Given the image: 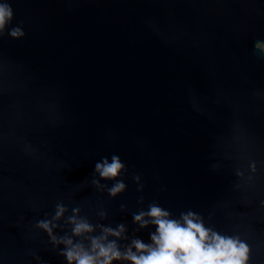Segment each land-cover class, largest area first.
Returning a JSON list of instances; mask_svg holds the SVG:
<instances>
[{
  "label": "water",
  "instance_id": "1",
  "mask_svg": "<svg viewBox=\"0 0 264 264\" xmlns=\"http://www.w3.org/2000/svg\"><path fill=\"white\" fill-rule=\"evenodd\" d=\"M4 2L0 264H68L62 239L89 248L121 223V250L150 243L132 214L153 202L264 264V0ZM112 155L126 167L114 197L94 172ZM73 216L93 231L73 235Z\"/></svg>",
  "mask_w": 264,
  "mask_h": 264
},
{
  "label": "clouds",
  "instance_id": "2",
  "mask_svg": "<svg viewBox=\"0 0 264 264\" xmlns=\"http://www.w3.org/2000/svg\"><path fill=\"white\" fill-rule=\"evenodd\" d=\"M12 18L10 4L0 3V37L4 35ZM24 34L20 26L13 27L8 32L14 39L21 38ZM122 170L125 171L126 167L117 155L111 156V162L103 157L95 164L94 172L101 179L115 180L108 189L112 197L126 189V184L116 179ZM133 179L138 181L140 177L134 176ZM142 188L143 185H140L138 190ZM139 203H143V197ZM124 209L125 206L121 205V210ZM65 211L63 205L57 204L54 219H59ZM132 220L140 229L150 225L155 227V231L150 233V243L133 238L121 250L117 241L127 238L124 236L126 227L121 223L115 229L105 228L104 234L99 237H92L89 248L79 242L73 243L71 239H62L60 242L65 244L62 255L68 264H113L114 261L126 264H247L249 248L245 242L238 236L224 235L206 226L203 218L192 210L181 212L178 218H174L168 210L153 202L146 211L141 209L133 213ZM69 222L74 225L73 235L93 231L89 223L84 220L76 221L74 216L69 218ZM37 226L51 235L48 221H41ZM108 236L117 239L108 240Z\"/></svg>",
  "mask_w": 264,
  "mask_h": 264
}]
</instances>
